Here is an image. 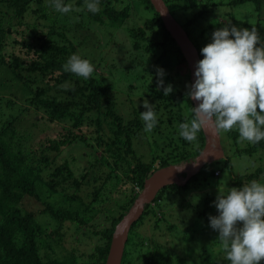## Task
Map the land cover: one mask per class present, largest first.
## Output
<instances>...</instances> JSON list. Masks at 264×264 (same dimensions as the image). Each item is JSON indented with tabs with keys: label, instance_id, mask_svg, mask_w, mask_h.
I'll return each instance as SVG.
<instances>
[{
	"label": "trees",
	"instance_id": "16d2710c",
	"mask_svg": "<svg viewBox=\"0 0 264 264\" xmlns=\"http://www.w3.org/2000/svg\"><path fill=\"white\" fill-rule=\"evenodd\" d=\"M113 1L99 0L100 11L93 14L87 11L86 0H62L63 5H70L72 9L68 13L62 14L52 7V0H0V84H4L7 80L12 84L9 85L10 89L19 88L22 90L25 96L27 94L25 101L37 109H45L49 121L58 119L72 123V129L69 128L66 135L59 139H49L47 144L40 146L37 149L41 152L39 155L35 151L26 152L22 149L26 137L17 132L15 121L18 118L11 113V117L7 121H3L2 117L5 112L0 108V264H107L117 225L131 210L140 194L134 189L135 184L141 189L144 188L145 180L155 171L199 156L206 145L204 130L198 132L197 141L193 142H188L179 135V124L192 119L190 108L195 106L193 100H189L186 96L188 89H179L172 75L165 74L163 77L164 85L171 84L173 87V91L168 96H164L163 88L158 90L157 70L152 68L148 73H141L139 86L131 84L130 88H143L144 96L139 98L141 102L139 107L132 106L135 117L126 119L115 108L114 100L108 91L110 85L107 79L105 80V75L100 74L96 67L88 79L63 70V65L73 54L89 61L86 56L79 53L77 42L74 40L75 35L72 33L74 27L70 26L72 25L71 14L75 12V7H80L79 14L83 19L81 24H83L82 22L87 24L85 18L88 16L92 22L107 24L106 21L109 20L112 24L123 25L129 18L130 8L136 3V0L129 1L122 8H118ZM137 1L144 4V7L151 10L153 14L146 18L142 26L130 29L135 40L133 48L140 50L143 47L141 40L146 41L145 49L158 55L157 63L162 62L163 67L176 70L177 73L183 72V77L187 79V85L191 84L189 63L181 47L165 26L160 12L151 0ZM164 2L176 20L178 18L175 12H179L182 6L183 11L186 7L195 8L201 4L196 0H164ZM205 2L209 5L204 6L206 4L204 3L203 8L194 13L196 20L182 22L178 19L197 47L201 59H203L201 55L203 47L194 35L195 27L199 26L196 22L198 17L206 14L211 7L215 9L223 4L235 7L250 3L252 11H262L264 8V0H205ZM178 16L181 19L180 15ZM215 19L217 20L216 24L199 28L201 34L206 33L212 27L214 28L212 31H214V26L218 22H222L220 17H215ZM76 25L77 27L81 26L80 22ZM245 25L250 29L255 27L261 38V43H264V28H262L264 16L259 15L255 17L254 23ZM153 31H158L161 37L153 36L151 34ZM14 33L24 35L22 41L15 38L14 42L23 43L27 53H32L31 61L25 62V59L15 52L10 55L3 52L7 44L11 43L9 38ZM133 66L136 69L139 65L134 64ZM5 73L8 75L7 77H4ZM32 73L35 74L32 75ZM39 78H47L48 83L52 85L49 84L48 87L38 85ZM65 82L68 84L66 89L60 86ZM57 86L61 87L65 93L62 98L50 95V90ZM144 100H148L150 104L154 105L153 110L158 121L151 131L153 140L150 145L153 160L150 162L142 160L134 153L133 149L134 135L139 131H144V122L140 119L141 112L145 111ZM9 104L14 105L15 102L10 100ZM257 111L259 112V109ZM92 118H95L98 130H101L104 120H110L108 122L112 126L113 133L108 141L101 135L97 139L99 144H105L106 151L115 157V165L120 167V164L126 163L127 155H131L132 158L128 165L130 174H127V180L120 179L118 176L120 184L122 181L131 184L129 192L126 189H121L125 194V199L121 205H117L118 212L116 214L107 216L111 221L103 229H96L95 224L92 225L94 218L84 214L87 209L94 210L96 208L97 199L100 198L104 190V184L113 175L109 173L106 181L95 187L92 192L93 199L86 203L78 191L82 184L81 178L75 175L69 161L65 160L62 164L54 165L55 159L63 147L72 144L77 139L83 142L88 141L85 137L82 139V134H76L74 130L78 127L81 128L85 121H92ZM221 131L227 141L237 145L235 148L237 154H253L264 149V140L255 144L243 140L236 127L227 132L219 130V133ZM243 141L246 142L245 145H241ZM123 148H125V153H123ZM224 151L225 158L205 164L184 184L174 182L162 187L157 192L154 199L145 206L141 216L131 224L121 264H138L139 260H145L144 264H186V261H189L185 255L182 258L173 251H163L161 246H156L157 242L152 236L143 235L139 239V231L149 220L154 219V226L157 230L161 228V223H171L168 228L170 232L175 233L178 229V225L174 221L176 213L171 214L173 212L171 210L177 209L180 215L187 218L186 229L191 232L184 233L183 230L180 232L181 234H175L182 235L181 239L185 242H194L197 238H204L203 229H206V224L203 223L209 221V218H205L208 215L206 212L211 208L218 195L215 192L218 188L217 183L215 185L205 184L208 166H212L209 168L210 174L215 178L222 175V170L220 167L214 166L213 163L224 161L229 167L232 178L229 180L227 192L232 187H240L257 180L264 174V167L235 174L231 156L227 154L226 148ZM105 161L108 163L106 159ZM110 164L109 162L108 165L110 166ZM86 177L87 175H84V178ZM67 185L71 189L75 188L68 198L73 201L78 200L85 205L82 212L80 207L75 209L72 205L69 207L56 206L51 201H42L40 195L42 186L48 192H55L58 187L65 188ZM204 188H210V191L207 190L205 193L198 191ZM26 196L41 201L44 207L38 211L26 209L22 205L23 198ZM196 200H204L202 211L198 209ZM39 215L51 216L55 220L56 227L51 228L43 225L39 220ZM202 218L204 219L201 220ZM67 223L76 229L79 234L77 238H86L87 236L88 239L95 238L96 242L90 248L83 250L73 246L71 249H66L64 255L58 257L47 252L43 255V248L54 251L57 247L63 248L62 242L65 236L61 233V228ZM204 239L208 241L206 243L203 240L212 251H206L204 248L202 249L203 246H200L198 256L201 260L198 259L193 264H201L202 261L204 264H230V261L223 255L220 257L216 255L217 252L224 251L226 253L218 238L213 242V236L206 231ZM214 243L219 247H213ZM182 251H184L183 248ZM139 264L142 263L139 262ZM261 264H264V261Z\"/></svg>",
	"mask_w": 264,
	"mask_h": 264
},
{
	"label": "rangeland",
	"instance_id": "374dc122",
	"mask_svg": "<svg viewBox=\"0 0 264 264\" xmlns=\"http://www.w3.org/2000/svg\"><path fill=\"white\" fill-rule=\"evenodd\" d=\"M129 1L132 0H114L113 2L118 8H122ZM196 1L198 3L201 2V4L195 8L186 7L183 11L182 6L179 12H175V15L180 21L184 22L195 19L194 13L202 9L204 3H206L204 6L209 5L207 2H205V0ZM223 5H219L215 9L211 7L206 14H204L202 17H198L196 22L199 24V26L195 27L196 31L194 35L201 43L202 47L212 42V33L215 30L228 24L235 25L237 28H248L251 30L245 24L254 23L255 17L259 15H261V17L264 16V8L262 11H252L250 3L237 5L235 7ZM79 10L80 7H75V12L71 14L72 25L69 24L71 27H74L72 33L75 35L74 40L77 42L76 44L78 51L81 55L86 56V58L89 59L90 63L97 68V71L100 74L102 73L105 75V80L107 79V82L110 85V89H108V91L110 92L111 98L114 100L115 108L118 109V112L126 119L135 117L132 106L139 107L141 104L139 98L144 96L143 88H130L131 84L139 86V76L143 72L148 73L152 68H155L156 70L158 68L163 69L165 74L172 75V77L176 80L179 89H187V79L183 77V72L181 71L182 73H177L176 70L163 67L162 62L157 63L158 55L154 54L153 52H148L145 49L144 43H147L146 41L141 40L143 47L140 50L133 48L135 40L131 35L130 29L142 26L146 18L152 16L153 14L151 10L144 7V4L139 3L136 0V3H134V5H132L130 8L129 18L123 25L112 24L109 22V20L106 21L107 24L92 22L88 16L85 18L87 24L84 22L81 24L83 19L81 14H79ZM178 15H180L181 19ZM215 17H220V21L222 20V22H218V24L214 26V31H212L214 29L212 27L206 33L201 34V30L199 31V28L202 29L203 26L209 27L208 25H214L217 23ZM178 19L177 21H179ZM79 22L81 26L77 27L76 24ZM262 28H264V25ZM151 34L156 38L161 37V34L158 31H153ZM23 37V34L14 33L9 38L11 43L7 44L3 52L6 53V55H10L15 52L17 55L25 59V62H28L32 60V53H27V49L23 43L17 44L14 42L15 38H18L22 41ZM134 64L139 65L138 68L134 69ZM34 74L32 73V75ZM7 76L8 75L5 73L4 77ZM47 80V78H39L37 84L43 87H48L50 83H48ZM9 85L12 84L7 80L4 84H0V108L5 112L2 119L3 121H7L11 117V113H13L14 116L18 118L15 121V127L18 134L26 137V139L23 141L25 143L22 147L24 151H35V153L40 155L41 152L37 150L40 146L47 144L49 139L61 138L63 135L68 133L69 128L72 129L71 122H64L58 119L49 121L45 109H37L28 104L25 101L27 94L25 96V94L22 92V90H19V88L12 90L9 88ZM51 85L52 84H50V86ZM50 95L62 98V96H65V93L61 90V87L57 86L50 90ZM10 100L14 101L15 104L10 105ZM92 119V121H85L81 128L78 127L74 130L76 134H82V139L85 137V139L88 141L83 142L82 140L77 139L72 144H68L63 147L61 153L58 154L57 158L55 159L54 165L62 164L65 160L69 161V164L74 170L75 175L78 178H81L82 184L78 191L86 203H89L93 199L92 192L94 191L95 187L100 186L104 181H106L109 173L113 175L111 178H109L108 182H106L108 184H104V190L102 191L100 198L97 199L98 202L96 208L94 210L87 209L86 213L84 214L88 217L94 218L92 225L95 224L96 229H103L106 225H109L111 221V219H108L107 216L116 214L118 212L117 205H121L122 201L125 199V194L122 193L121 189H126L127 192H129L128 189L130 188L131 184L128 182L125 183V181H122L120 184L118 182V176L120 179L124 178V180H127L126 176L127 174H130L128 165L129 162L132 161V158L131 155H127L126 163L120 164V167L115 165V157L112 156L110 152L106 151V145L99 144V140L97 139L98 136L101 135L106 141H108V138L113 133L112 126L108 122L110 120H104L101 130H98V124L96 123L95 118ZM220 136L224 149L226 148L227 154L231 156L232 167L235 174H242L245 172L254 171L257 167H264V149L253 154H237L235 153V148L237 145L234 144V142L230 143L227 141L222 131L220 132ZM152 140L153 136L151 132L145 133L144 131H139L133 137V149L135 150L134 153L146 162L153 160V154L150 145ZM238 144L240 146V143ZM245 144V141L241 143V145ZM124 151L125 148H123V153H125ZM105 159L108 161V163H111L110 166L105 161ZM196 160L197 157L180 162L178 164H174L176 166V175L181 180H184L188 171L196 165ZM213 165L221 168L222 175L219 176V178L212 177L209 169L212 166H208L206 169L207 181L205 184L211 183V185H215L217 183L218 188L215 190V192L226 193L228 190L227 187L229 186V180L232 178V173L224 161L213 163ZM195 173H197V171ZM84 175H87V177L84 178ZM256 181L264 184V174L261 175ZM129 182H131V180H129ZM135 186L134 189L141 194L143 188L141 189L136 184ZM207 190L210 191V188H204L203 190L198 191L205 193ZM74 191L75 188L71 189L69 185L65 186V188L58 187L57 191L55 192H48L46 188L42 186L40 188V195L42 201H51L56 206L65 205L66 207H69L72 205L75 209L80 207L82 212V208H85V205L81 204V202L78 200L73 201L72 199L68 198V195H72ZM68 201L70 203H67ZM196 202L198 209L202 211L204 200H196ZM22 205L26 209L33 211H38L44 207L41 201L28 196L23 198ZM90 207L92 208V206ZM171 211H173L171 214H177L174 216V221L178 225V229L175 233L183 232V230L184 233H187L188 231L191 232L189 229L188 231L186 229L188 222L186 220L187 218H185L183 215H180L177 209ZM206 213H208L207 217H205L207 219L210 215L216 216L219 214L214 204ZM203 219L204 218L201 220ZM39 220L45 226H50L51 228L56 227L55 220H53L49 215H39ZM170 224L161 223V228L157 230L154 226V219L149 220L147 224L141 227L139 231V239H141L143 235L154 237V240L157 242V245L156 243H154V245L161 246L163 251H173L174 253H177V256H181L182 258L185 255L189 260L186 261V264H193V262H197L198 259L199 261L201 260L198 256V248L200 246H203L202 249L204 248L206 251H212L211 248L206 245L208 241L204 239L206 231L211 236H213V242L216 241L219 235L217 231L210 227V221H205L203 223L206 224V229H203L204 238H197L194 242H185L183 239H181L182 235L177 236L175 233L170 232L168 228ZM61 233L65 236L62 242L63 248L61 249L60 247H57L55 251L49 248L46 250L43 248V255H45L47 252L52 256L58 257L64 255L66 253V249H71L73 246H77L83 250L90 248L96 242L95 238L88 239L87 236L86 238H77L79 237V234L70 223L63 225L61 228ZM198 234L201 236L200 233ZM203 240H205L206 243H204ZM202 243H204V245H202ZM212 246L216 248L219 247V245H216L215 243ZM182 248L184 251H182ZM216 255H219V257L223 255L226 258V253H224V251L222 253L217 252ZM139 262L144 264L145 260H139ZM201 264H204V262L202 261Z\"/></svg>",
	"mask_w": 264,
	"mask_h": 264
},
{
	"label": "clouds",
	"instance_id": "9594fccd",
	"mask_svg": "<svg viewBox=\"0 0 264 264\" xmlns=\"http://www.w3.org/2000/svg\"><path fill=\"white\" fill-rule=\"evenodd\" d=\"M85 6L93 14L100 11L99 0H86ZM52 7L62 14L72 10L62 0H52ZM201 55L203 59L194 66L195 80L186 85L187 98L198 102V106L190 108V121L179 124V135L193 142L206 126L217 132L236 127L243 140L254 144L264 140V43L257 29L225 25L212 33V42L201 49ZM63 70L88 79L94 66L73 54ZM164 75L163 69H157L158 90L163 88L164 96H168L173 87L164 85ZM61 87L66 89L67 82ZM143 108L140 119L144 131L151 132L158 123L154 105L144 100ZM213 204L219 214L209 216L210 227L219 233L226 259L230 264H261L264 184L253 180L230 188L227 194L218 192Z\"/></svg>",
	"mask_w": 264,
	"mask_h": 264
},
{
	"label": "water",
	"instance_id": "95a60500",
	"mask_svg": "<svg viewBox=\"0 0 264 264\" xmlns=\"http://www.w3.org/2000/svg\"><path fill=\"white\" fill-rule=\"evenodd\" d=\"M151 1L153 2L156 9L160 12L168 31L181 47L182 52L189 63L191 70V83H193L195 80V63L198 60H201L197 47L190 39L185 28L172 15L164 0ZM193 103L195 107L198 106V102L193 101ZM203 130L206 137V145L200 155L197 156L196 165L188 171L184 180H181L176 175L175 165L160 168L145 180L142 193L139 194L128 214L117 225L107 264L122 263L125 243L128 238L131 224L141 216L145 206L154 199L157 192L162 187L174 182L177 184H184L193 174H195L196 171L198 172L200 169H202L205 164L226 157L220 133L212 128H208L207 126Z\"/></svg>",
	"mask_w": 264,
	"mask_h": 264
}]
</instances>
